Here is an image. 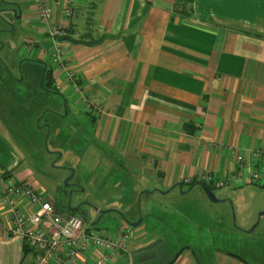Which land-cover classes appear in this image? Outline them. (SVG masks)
Here are the masks:
<instances>
[{
    "label": "crops",
    "instance_id": "1",
    "mask_svg": "<svg viewBox=\"0 0 264 264\" xmlns=\"http://www.w3.org/2000/svg\"><path fill=\"white\" fill-rule=\"evenodd\" d=\"M46 1L52 3L47 21L36 0L17 4L40 40L36 56L43 76L51 70L58 91L75 93L68 108L90 115L104 149L117 151L139 175L166 189L209 171L222 178L234 174L240 185L264 170V157L251 155L264 147V0ZM28 36L36 46L39 40ZM40 37L53 46L48 49ZM55 54L74 70L76 84ZM83 96L92 106L100 103L99 111ZM5 146L0 264H32L35 252L25 253L24 237L9 230L11 212L1 198L9 183L40 190L31 175L16 180L4 169L16 166ZM239 154L244 161H237ZM139 229L136 245L145 240ZM164 241L173 259V245ZM212 256L216 264H249L220 248ZM175 262L199 264V258L187 249Z\"/></svg>",
    "mask_w": 264,
    "mask_h": 264
},
{
    "label": "rangeland",
    "instance_id": "2",
    "mask_svg": "<svg viewBox=\"0 0 264 264\" xmlns=\"http://www.w3.org/2000/svg\"><path fill=\"white\" fill-rule=\"evenodd\" d=\"M19 1L0 0V148L8 146L16 161L4 169L16 180L31 175L59 213L83 217L69 211L83 208L102 233L139 226L137 235L171 243L173 258L190 249L199 264H216L212 253L220 248L249 264H264V185L249 179L213 186L220 200L214 202L199 184L168 191L157 179L139 175L117 151L104 149L90 115L68 108L75 93L58 91L43 76L36 56L40 40ZM28 35L39 40L36 46ZM41 39L48 49L53 46Z\"/></svg>",
    "mask_w": 264,
    "mask_h": 264
},
{
    "label": "built area",
    "instance_id": "3",
    "mask_svg": "<svg viewBox=\"0 0 264 264\" xmlns=\"http://www.w3.org/2000/svg\"><path fill=\"white\" fill-rule=\"evenodd\" d=\"M60 3L61 0H52ZM39 13L43 20L51 18L52 3L46 0H36ZM70 11V9H68ZM55 61L67 72L66 78L76 84V74L70 69L64 59L56 57ZM84 101L89 106L92 103L86 96ZM99 111L100 103L93 105ZM251 155L257 159L264 157V147L251 150ZM238 162L244 161V156L236 157ZM249 179L264 185V170L251 172ZM192 179H185V183ZM198 181L221 187L228 183L237 185L239 178L232 174L226 178L206 172ZM20 199L26 200L32 209H24ZM2 203L11 212L9 230L24 237L35 252L32 264H110L123 257L134 244V229L126 225L120 231L102 233L95 229L83 217L74 214L59 213L45 195L33 189L26 182L9 183L4 187Z\"/></svg>",
    "mask_w": 264,
    "mask_h": 264
},
{
    "label": "water",
    "instance_id": "4",
    "mask_svg": "<svg viewBox=\"0 0 264 264\" xmlns=\"http://www.w3.org/2000/svg\"><path fill=\"white\" fill-rule=\"evenodd\" d=\"M72 176L73 175H71V177ZM197 184L201 185L205 189L211 201H214V202L220 201L217 198L216 193L212 189V187L200 181H198ZM176 186H179L181 189H183L184 184L182 182H178L174 184L172 187H170L168 191L173 189ZM192 187L193 186H190L189 189H192ZM262 214L264 213H261L260 217L262 216ZM259 220L260 218L255 223V225L252 227V229H254V227L258 225ZM140 221L138 223H140ZM86 222L89 223L91 226H94L95 224H97L98 220L91 221V217L88 214ZM138 223H135V225H137ZM169 258H170V254H169L165 241L162 238H155L147 242L146 244H142L136 247L135 249H133L130 255L123 256L111 262L110 264H152V263L159 262V261L169 260Z\"/></svg>",
    "mask_w": 264,
    "mask_h": 264
},
{
    "label": "trees",
    "instance_id": "5",
    "mask_svg": "<svg viewBox=\"0 0 264 264\" xmlns=\"http://www.w3.org/2000/svg\"><path fill=\"white\" fill-rule=\"evenodd\" d=\"M76 42H82V41H80V40H75ZM46 76H48V77H51V70H48V71H46ZM91 109H92V111H95V108L93 107V106H91L90 107ZM6 173H4V175H5ZM197 180L196 179H193L192 181H190V182H188L187 184L189 185V186H195L196 184H197ZM200 182H202V181H200ZM183 184H185L184 182H182ZM204 184H207V183H205V182H203ZM207 185H209L210 187H213V185H210V184H207ZM86 220V219H85ZM29 250H31V247L28 245V243L26 242V246H25V253H28L29 252ZM230 254L231 255H234V256H239V255H236L235 253H231L230 252ZM180 255V254H179ZM179 255H177L175 258H173V259H169V260H166V261H164V264H173L175 261H176V259L179 257ZM241 258V257H240ZM241 259H243V258H241ZM244 260V259H243Z\"/></svg>",
    "mask_w": 264,
    "mask_h": 264
},
{
    "label": "flooded vegetation",
    "instance_id": "6",
    "mask_svg": "<svg viewBox=\"0 0 264 264\" xmlns=\"http://www.w3.org/2000/svg\"><path fill=\"white\" fill-rule=\"evenodd\" d=\"M185 183V182H184ZM185 184H187V183H185ZM69 211H73V212H80V215H82L83 217H84V219H87V216H88V213H87V211H85L83 208H81V207H75V208H70L69 209ZM137 227H139V226H137ZM137 227H132L133 229H134V232L136 231V228ZM145 237V236H144ZM145 240L142 242V243H140V244H138V245H136L135 244V240H136V238H135V236H134V244L132 245V247L130 248V250L128 251V252H126L123 256H126V255H130V253H131V251L133 250V249H135L136 247H138V246H140V245H142V244H146L147 242H149V241H151V240H153V239H155V238H148V237H145L144 238ZM139 261H140V259H139Z\"/></svg>",
    "mask_w": 264,
    "mask_h": 264
}]
</instances>
